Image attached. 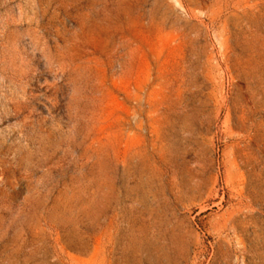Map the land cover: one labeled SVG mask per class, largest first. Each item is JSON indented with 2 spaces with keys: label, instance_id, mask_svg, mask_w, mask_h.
Wrapping results in <instances>:
<instances>
[{
  "label": "rangeland",
  "instance_id": "1",
  "mask_svg": "<svg viewBox=\"0 0 264 264\" xmlns=\"http://www.w3.org/2000/svg\"><path fill=\"white\" fill-rule=\"evenodd\" d=\"M0 264H264V0H0Z\"/></svg>",
  "mask_w": 264,
  "mask_h": 264
}]
</instances>
